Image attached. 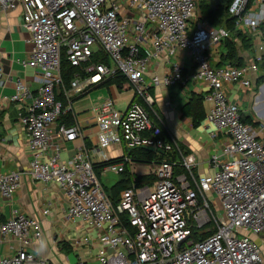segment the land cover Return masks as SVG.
<instances>
[{"label": "built area", "instance_id": "2783aa9c", "mask_svg": "<svg viewBox=\"0 0 264 264\" xmlns=\"http://www.w3.org/2000/svg\"><path fill=\"white\" fill-rule=\"evenodd\" d=\"M198 2L0 0V18L22 9L31 48L21 64L40 72L39 87L19 78L10 97L23 108L31 158L27 170L0 173V198L12 201L24 177L56 184L68 215L81 225L71 240L83 252L76 264H264V112L246 122L228 95L233 83L254 88L251 75L264 59V43L247 64L214 63L210 53L231 32L193 21ZM229 13L237 28L264 33V0H232ZM179 52L190 55L191 69L177 59ZM64 55L74 68L68 83ZM165 60L170 68L160 76L153 68ZM117 74L133 92L127 106L110 97L93 107L97 145L121 144L127 151L105 169L131 173L114 203L86 145L65 156V143L82 137L83 129L61 117L73 115L76 96ZM190 82L205 84L206 120L228 139L211 154V173L196 170V156L165 133L155 107L154 88ZM139 147L152 148L155 157L134 173L128 149ZM43 240L39 217L18 211L6 217L0 207V264H52L30 249Z\"/></svg>", "mask_w": 264, "mask_h": 264}, {"label": "crops", "instance_id": "0c3cea01", "mask_svg": "<svg viewBox=\"0 0 264 264\" xmlns=\"http://www.w3.org/2000/svg\"><path fill=\"white\" fill-rule=\"evenodd\" d=\"M200 17L202 16H199L198 19ZM203 20L213 25L208 20ZM0 24V173H8L12 170H27L31 158L28 145L29 136L21 119L23 108L21 104L10 100V97L15 91V82L19 78L26 81L33 90L39 87L40 72L21 64L22 59L29 57L31 48L30 34L23 27L22 9L19 7L3 14ZM235 30L253 35L250 45L247 47L244 46L241 37L235 35V46L239 42L236 51L242 56V59L244 58L241 64H247L254 55L260 52L259 47L264 43V33H255L237 27ZM233 31V29L230 31L232 39L235 34ZM225 52L224 45L221 44L219 50L210 53V58L214 63H218L224 58ZM176 57L186 68L191 69L192 61L188 53L179 52ZM156 63L158 64L153 68L154 72L160 76L165 75L170 68V62L165 60ZM251 77L254 83L253 89H244L239 84L233 83L228 88V95L239 104L244 118L249 120L248 122H255L264 112V59L260 62L259 71L252 72ZM103 87H107V91ZM95 90L100 91L101 94L98 95L99 92H94ZM205 90L206 86L203 82H190L175 86L160 85L154 88L155 107L164 124L165 133L175 136L196 156L198 162L196 170L200 174L213 172L209 164L210 156L213 152L220 153L228 140L224 131L217 130L206 120L209 102L203 100L205 117L199 125H194L193 118L182 112L183 105L190 100L192 94H204ZM60 96L63 98V91ZM132 96L133 92L126 81L121 84L104 82L76 96L73 100L74 113L71 118L69 119L67 114L61 118L67 123L77 121L82 126L83 136L65 143V156L73 155L84 145L87 147V155L93 162L122 157L126 154V148L121 144H113L106 148L97 145L98 126L93 107L100 100L111 97L116 100L117 106L123 109ZM213 134L215 135L213 136ZM129 168L136 173L144 170L145 165L134 161L129 164ZM110 172L116 174L105 170L102 172L101 178ZM116 175L119 177L111 184L105 185L116 184L121 178L120 174ZM0 207L6 217L17 211L39 217L44 231L54 232L53 237L58 236L56 232L60 228L62 232L67 228L77 235L80 234V223L72 220L68 215L67 198L54 183H45L24 177L13 200L4 201L0 198ZM44 210H48L47 213H44ZM71 223L74 224L72 228L69 227ZM72 239L66 241L69 242L73 252H76L78 250L72 246ZM44 242L45 235L42 243L36 242L30 247L36 256L45 257L52 264H76L78 262V258L76 259L73 253H64L54 242L53 249L55 251L52 252L51 249L43 251ZM2 249L6 250L5 246Z\"/></svg>", "mask_w": 264, "mask_h": 264}, {"label": "trees", "instance_id": "16d2710c", "mask_svg": "<svg viewBox=\"0 0 264 264\" xmlns=\"http://www.w3.org/2000/svg\"><path fill=\"white\" fill-rule=\"evenodd\" d=\"M211 3H207L206 6L203 8L202 18L205 20H208L211 24H213L215 27L223 26L226 28H229L230 31L232 29L235 33L234 35H239L244 42V46L250 45V40L252 39L253 35L251 34H243L239 31H236V25H235V18L232 17L229 13V6L232 2V0H214L216 1V5H214V1H210ZM264 29V25L262 26ZM235 40L232 39V33L229 38L223 41L224 48L226 50L224 54V58L218 62L219 64L223 63H232L237 65H242V56H240L236 51L235 46ZM104 60H107L106 57ZM74 72V68L70 65V63L67 61V59L63 58V65H62V74L65 79V81L68 83L71 79ZM126 78L121 75L117 74L115 77H112L105 81V83H119L125 82ZM204 96L203 94H192L190 100L185 103L182 107V112L184 115L191 116L193 118L194 125H199L201 121L205 117V107H204ZM68 118L70 119L72 114L68 113ZM244 121L248 122L249 120L244 118ZM252 122V121H250ZM128 154L135 162H146L150 161L155 157V153L152 150V148L149 147H139V148H132L128 149ZM123 160L122 157H116V158H110L107 160H103L100 162H94V168L99 178H101L102 172L109 167L112 164L121 162ZM131 173L129 172V169L126 170L121 174L120 180L112 185V186H105L109 195L111 196V199L114 203H116L119 199V196L121 194V191L129 185L131 182Z\"/></svg>", "mask_w": 264, "mask_h": 264}, {"label": "rangeland", "instance_id": "374dc122", "mask_svg": "<svg viewBox=\"0 0 264 264\" xmlns=\"http://www.w3.org/2000/svg\"><path fill=\"white\" fill-rule=\"evenodd\" d=\"M210 1H214V0H210ZM217 1H219V0H217ZM222 1V0H221ZM207 3H211V2H209L208 0H200L199 1V3H198V9H197V12H196V15H195V17L193 18V21H196L198 18H199V16H202V15H204V13H203V8L206 6V4ZM216 3V1H214V5H216L215 4ZM236 39V36L234 35V40ZM234 42H236V41H234ZM237 45L239 44V42H237L236 43ZM236 45V46H237ZM238 48V47H237ZM244 59V58H243ZM106 91H107V87H103ZM94 92H99L98 93V95H100L101 94V92L100 91H98V90H95ZM119 176H117L116 174H114V173H106V174H104L103 175V177H102V180H103V182L106 184V185H108V184H111L116 178H118ZM217 197V195H214V197H213V199H215ZM218 214H219V216H222L223 215V210L222 209H220L219 207H218ZM72 222V221H71ZM74 226V224L73 223H71L70 225H69V227L70 228H72ZM52 230H54V229H52ZM44 235H45V246H44V249H43V251H48L49 249H51L52 250V252L53 251H55L53 248H54V244H53V242L55 243V245H57V247L58 248H61V250H63V252L64 253H66V254H69V253H73V255H74V257L77 259V258H79V256L81 255V254H83V252H80V251H76V252H73V249H72V247L69 245V242L68 241H66V240H68V239H72L73 237H75V236H77V233H75L74 231H71V230H68L67 228H66V230L64 231V232H62V230H61V228L56 232V233H58V236L56 235L55 237H53V235H54V232H51L50 230L48 231V230H46V231H44ZM62 233V234H61ZM64 238V239H63ZM58 240H60V241H58ZM40 251H42V250H40ZM92 254L93 255H95V254H97V250L96 249H93V252H92ZM91 254V255H92ZM90 264H100V262L98 261V260H93V261H91V263Z\"/></svg>", "mask_w": 264, "mask_h": 264}]
</instances>
